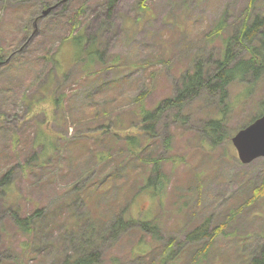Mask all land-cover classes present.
I'll return each instance as SVG.
<instances>
[{"label":"rangeland","instance_id":"obj_1","mask_svg":"<svg viewBox=\"0 0 264 264\" xmlns=\"http://www.w3.org/2000/svg\"><path fill=\"white\" fill-rule=\"evenodd\" d=\"M111 1L0 0V264L94 253L95 264H247L264 235V158L242 164L231 138L259 112L264 72L233 82L223 101L203 92L165 113L153 137L138 117L173 97L194 61L212 73L264 0L249 12L251 0ZM221 20L224 31L210 35ZM219 117L228 138L213 147L201 130ZM127 137L143 147L136 155ZM156 160L167 184L141 192ZM119 220L135 225L116 231ZM201 225L208 236L187 242Z\"/></svg>","mask_w":264,"mask_h":264},{"label":"trees","instance_id":"obj_2","mask_svg":"<svg viewBox=\"0 0 264 264\" xmlns=\"http://www.w3.org/2000/svg\"><path fill=\"white\" fill-rule=\"evenodd\" d=\"M255 0H251L248 12L250 9H253V4ZM113 3V0L111 1ZM141 8H143L141 6ZM247 12V13H248ZM224 21L221 20L216 25L214 31H212L215 36L220 35L224 31ZM77 28V24L73 23L71 26V31L67 38H64L62 41L70 38L72 32ZM75 35V34H74ZM83 36V35H82ZM239 45L240 49L244 50L248 54L247 58L238 60L235 53L233 52L235 47ZM85 53L82 52L81 56ZM87 60L92 65L93 60L100 59V54L97 50H94L90 54H86ZM3 65L2 57H0V66ZM264 72V14H257L251 16L250 13L245 20L241 22L238 27L236 34L229 39L224 41V52L219 59L215 62V67L212 73L207 71L202 66L201 60L194 61L191 67V71L185 72L180 76L175 88V95L170 98H166L160 102L154 111H145L141 106L139 125L140 130L143 134H146L147 137H153V129L160 122V118L167 112H174L180 114L186 105L193 100H195L201 93L205 92L208 95H217L220 98V101H223L227 94V88L235 81L244 80L246 76L252 78V82L256 83L260 80ZM146 95H141L135 101L136 103L141 104L145 100ZM62 102V99H60ZM258 113L251 120L252 122L264 115V95L260 98L257 104ZM227 110V109H226ZM226 110H222L221 114H224ZM250 124V123H249ZM223 118H212L208 120L205 125L202 127V132L210 142V145L215 147V145L221 144L226 140L227 134L224 128ZM247 126V125H246ZM244 128V127H241ZM170 139L162 140L163 148L168 150L170 148ZM127 151L136 155V151L141 150L140 142H137L134 137H127L125 140ZM106 157L102 159L104 161ZM162 160L152 161L153 163L152 174L146 177L143 181V184L140 186L139 190L143 191H153L160 194L163 188L166 186L167 182L165 181L164 175L159 171L160 164ZM7 173L3 177V186H6ZM259 191L261 194H264V175L262 177V182L259 186ZM29 219L20 221L16 219V223L19 227H22L25 230L28 228ZM135 223L133 221H122L119 220L114 227V230L125 231L130 227H134ZM21 228V229H22ZM141 228L144 230L150 231L152 235L155 234L157 227L155 225H149L143 223ZM115 231V232H116ZM215 235V234H214ZM208 236L206 232V226L201 225L199 228L195 229L192 233L187 236V242H196L201 239H204ZM98 255L92 254L85 257H79L78 259L72 262H66L65 264H95ZM172 257V256H171ZM169 256L168 258L171 259ZM247 264H264V235L262 240L258 245L255 255L249 259Z\"/></svg>","mask_w":264,"mask_h":264},{"label":"water","instance_id":"obj_3","mask_svg":"<svg viewBox=\"0 0 264 264\" xmlns=\"http://www.w3.org/2000/svg\"><path fill=\"white\" fill-rule=\"evenodd\" d=\"M50 11L51 8L46 9L42 12V16H47ZM231 143L236 150L238 160L244 165L264 158V115L236 132L231 138Z\"/></svg>","mask_w":264,"mask_h":264}]
</instances>
